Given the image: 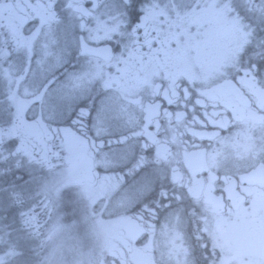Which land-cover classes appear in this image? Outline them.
I'll list each match as a JSON object with an SVG mask.
<instances>
[{
    "label": "snow or ice",
    "instance_id": "snow-or-ice-1",
    "mask_svg": "<svg viewBox=\"0 0 264 264\" xmlns=\"http://www.w3.org/2000/svg\"><path fill=\"white\" fill-rule=\"evenodd\" d=\"M0 264H264V0H0Z\"/></svg>",
    "mask_w": 264,
    "mask_h": 264
},
{
    "label": "flooded vegetation",
    "instance_id": "flooded-vegetation-1",
    "mask_svg": "<svg viewBox=\"0 0 264 264\" xmlns=\"http://www.w3.org/2000/svg\"><path fill=\"white\" fill-rule=\"evenodd\" d=\"M58 239H59V237H58Z\"/></svg>",
    "mask_w": 264,
    "mask_h": 264
}]
</instances>
